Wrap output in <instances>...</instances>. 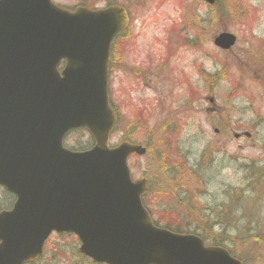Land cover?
Returning a JSON list of instances; mask_svg holds the SVG:
<instances>
[{"label": "water", "instance_id": "1", "mask_svg": "<svg viewBox=\"0 0 264 264\" xmlns=\"http://www.w3.org/2000/svg\"><path fill=\"white\" fill-rule=\"evenodd\" d=\"M126 26L119 9L71 14L51 0H0V184L17 197L0 214V264L38 260L53 232L76 235L79 252L101 264H242L156 227L142 203L147 183L128 167L146 148L109 146L117 117L108 62ZM235 43L230 33L214 40L222 50ZM77 129L90 133L91 150L64 147Z\"/></svg>", "mask_w": 264, "mask_h": 264}, {"label": "rangeland", "instance_id": "2", "mask_svg": "<svg viewBox=\"0 0 264 264\" xmlns=\"http://www.w3.org/2000/svg\"><path fill=\"white\" fill-rule=\"evenodd\" d=\"M58 1L72 6L88 0ZM132 2L133 40L125 47L124 63L110 76L111 100L122 116L111 145L130 140L148 149L145 156L131 157L129 168L134 181L151 180L149 187L164 180L163 152L169 165L201 167L203 184L186 172V186L207 209H218L227 199L225 191L244 189L252 180L251 169L264 168V0H221L224 10L217 24L207 22L218 16L216 9L201 0ZM187 19L196 26L205 19L204 29L188 26L181 34ZM223 32L237 37L229 51L214 45ZM187 38L194 41L185 45ZM87 140L88 134L75 132L65 146L89 149ZM157 197L151 193L147 199L154 220L165 209L179 207L164 199L167 208ZM252 198H244L219 229L248 236L262 225L264 200ZM51 244L79 247L71 238L55 237ZM257 256L255 262V256L246 255L247 263L262 264L263 251ZM39 264L63 263L49 252Z\"/></svg>", "mask_w": 264, "mask_h": 264}, {"label": "trees", "instance_id": "3", "mask_svg": "<svg viewBox=\"0 0 264 264\" xmlns=\"http://www.w3.org/2000/svg\"><path fill=\"white\" fill-rule=\"evenodd\" d=\"M223 7L224 6L221 0H217L214 8L216 9V14H218V16H216L214 20L207 19V22H210V24L214 22H216V24L221 23V21L217 20V18L221 16V11L224 10ZM224 15L225 13L222 14V17H224ZM114 61L117 65L118 60L114 59ZM112 64H114L113 61ZM84 132L85 131H79V133L82 134ZM87 141L90 144L92 143L91 139ZM76 147V150H85L88 146ZM163 154L166 153L163 152L160 154V164L162 165L163 163H165L162 165L164 171V180L161 181L160 179H158V181L155 182L156 186L150 185L149 194L152 193V195L158 196L156 199H160L161 201H163L164 205L167 208L169 204L166 203L164 199L175 201L179 204V207L174 209H165L163 211L164 213L160 214L159 218L155 220V224H163L165 228L176 233L198 235L205 242L209 241L214 246L226 247L235 257L239 258L243 264H249L247 263L246 255L256 256L260 253V251H263L264 257V222H262V225H258L256 227V232L254 230H250L248 236H245L244 234H239L240 230H237V232H228L227 229H219V226H223L227 222V220L231 218V216L233 215V209L235 207L236 201L240 202L243 195H246V191L244 190L248 189L249 191L250 183L246 186V189H233L230 191H225L227 198L225 203L221 204V206H218V209L213 208L209 210L201 204L200 197H198V195H195L193 192H190V189L186 186L187 183H185V180L187 179V175H185V173L188 172V174L194 178V181L203 184V177L200 174L202 172V169H194L191 167H187L186 164H179L178 166L169 165L166 161L168 159L167 155ZM258 177L260 178V176ZM252 184H257L259 186V190L255 188L256 192L259 193L262 189L260 186H264V184L258 178ZM144 203L147 207L148 202L146 199ZM250 227L251 226H248L247 228L250 229ZM253 231L255 233H251ZM229 233L232 236H229ZM60 237L65 241L69 238L74 239L75 243L77 244V239L72 235H61ZM228 242L232 245V247L226 246V243ZM49 246L50 252L52 254V259H58L60 263L95 264L81 256L78 253L77 247L71 246L70 250H68L64 246L60 247V249H56L55 247H57V245L55 244H48V247ZM240 247L243 248L244 252L242 251L241 253H238ZM246 248L248 249L247 251ZM262 264H264V261H262Z\"/></svg>", "mask_w": 264, "mask_h": 264}, {"label": "flooded vegetation", "instance_id": "4", "mask_svg": "<svg viewBox=\"0 0 264 264\" xmlns=\"http://www.w3.org/2000/svg\"><path fill=\"white\" fill-rule=\"evenodd\" d=\"M53 3L61 7L62 9L69 11L71 13H75L79 8L89 9L91 11H99V10H107L110 8H118L124 10L127 17V27L125 30L120 32L114 39L111 50V58L114 55L119 57V64L109 65V71H113L114 68L120 67L124 63L125 59V47L126 45L133 40V22L135 20V15L132 11V0H88L86 2H82L76 5H65L59 3L58 0H52ZM200 40V39H199ZM63 64L60 69L62 70ZM115 70V69H114ZM140 69H137L136 72H140ZM15 204V197L10 190H8L5 186L0 184V213L10 212L13 210Z\"/></svg>", "mask_w": 264, "mask_h": 264}]
</instances>
